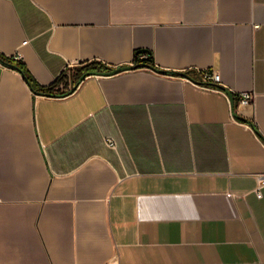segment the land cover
I'll return each mask as SVG.
<instances>
[{
  "label": "crops",
  "instance_id": "crops-1",
  "mask_svg": "<svg viewBox=\"0 0 264 264\" xmlns=\"http://www.w3.org/2000/svg\"><path fill=\"white\" fill-rule=\"evenodd\" d=\"M136 52L166 74L58 97L0 64V264H264V0H0V54L42 88Z\"/></svg>",
  "mask_w": 264,
  "mask_h": 264
},
{
  "label": "trees",
  "instance_id": "trees-1",
  "mask_svg": "<svg viewBox=\"0 0 264 264\" xmlns=\"http://www.w3.org/2000/svg\"><path fill=\"white\" fill-rule=\"evenodd\" d=\"M142 55L140 52H136L134 55V64H132L131 67L128 68H111L99 61H90L82 64L77 70L74 71V73L71 74V89L62 92L60 90H57L58 87L66 80L65 71L57 78V80L49 87L42 88L40 87L34 79L31 77L29 72L27 71L26 67L24 66L22 61H15L11 57L7 58L0 54V59H2L4 62L10 64L13 66V70L18 71L24 81L27 83L29 88L33 91L35 95H42V96H48V97H58V96H66L70 94L72 89H76V87L85 80V78L93 75H102V76H108V75H115L121 71L124 70H135L140 69L143 67H147L153 71L158 72L157 68L154 66V62L151 56L147 55L146 60H139V56ZM72 93V92H71Z\"/></svg>",
  "mask_w": 264,
  "mask_h": 264
},
{
  "label": "built area",
  "instance_id": "built-area-1",
  "mask_svg": "<svg viewBox=\"0 0 264 264\" xmlns=\"http://www.w3.org/2000/svg\"><path fill=\"white\" fill-rule=\"evenodd\" d=\"M11 58L15 61H22L21 56L19 54H15ZM138 59L139 60H146L147 55L142 54L139 56ZM66 71H67V69L65 70L66 80L57 89V90H60L62 92H66V91L70 90L71 86H72L71 85V75L69 76L66 73ZM184 74H186V72H182V74L178 75V76L185 78L188 82H190L191 84H193L196 87L204 88V89H216L219 92H221L224 96H226L227 99H229V97L232 96V94L225 92V91L221 90L220 88L216 87L218 85H221L220 76L216 72H211V73L200 72V75H201L200 82H194L191 79L187 78ZM237 96L239 97V105L240 106H247V105H251L253 103V99H254L253 93L242 92L241 94H239ZM104 144L106 147H108L110 149L116 148V143L111 138H105ZM262 186H264V178H261L260 183L258 184V189L261 188ZM258 189L256 190V193H257V196H260Z\"/></svg>",
  "mask_w": 264,
  "mask_h": 264
},
{
  "label": "water",
  "instance_id": "water-1",
  "mask_svg": "<svg viewBox=\"0 0 264 264\" xmlns=\"http://www.w3.org/2000/svg\"><path fill=\"white\" fill-rule=\"evenodd\" d=\"M0 64L3 65V66H5V67H7V68H13L12 65H10V64H8V63H6V62H4L2 59H0ZM158 72L161 73V74H166V72H161V71H159V70H158ZM74 90H75V89H72L71 92H73ZM71 92H70V93H71Z\"/></svg>",
  "mask_w": 264,
  "mask_h": 264
},
{
  "label": "rangeland",
  "instance_id": "rangeland-1",
  "mask_svg": "<svg viewBox=\"0 0 264 264\" xmlns=\"http://www.w3.org/2000/svg\"><path fill=\"white\" fill-rule=\"evenodd\" d=\"M74 69L75 68H69V69H67V71H66V73L70 76L72 73H74Z\"/></svg>",
  "mask_w": 264,
  "mask_h": 264
}]
</instances>
